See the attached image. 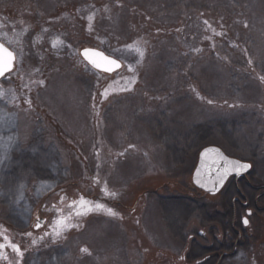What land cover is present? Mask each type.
<instances>
[{
	"label": "rangeland",
	"instance_id": "1",
	"mask_svg": "<svg viewBox=\"0 0 264 264\" xmlns=\"http://www.w3.org/2000/svg\"><path fill=\"white\" fill-rule=\"evenodd\" d=\"M0 41L17 56L0 82V264H264V0H0ZM83 46L123 69L97 72ZM211 145L253 165L230 186L256 211L233 255L225 193L192 181ZM177 201L188 212L167 214Z\"/></svg>",
	"mask_w": 264,
	"mask_h": 264
},
{
	"label": "water",
	"instance_id": "2",
	"mask_svg": "<svg viewBox=\"0 0 264 264\" xmlns=\"http://www.w3.org/2000/svg\"><path fill=\"white\" fill-rule=\"evenodd\" d=\"M81 56L93 69L101 73L112 75L121 70L123 67V63L120 60L111 57L105 52L96 48L82 49ZM15 62L16 54L0 41V80L13 71ZM204 153H216L224 161L239 162L241 166H247V169L241 175H236L234 172L228 175L221 186L218 183H215L217 173L220 171V169L213 168L209 170L208 166L202 163V154ZM221 167H224L223 163L221 164ZM251 169V163L243 162L235 157L229 156L222 148L215 145L206 146L200 150L192 181L194 186L199 190H202L211 196H216L225 189L232 178L244 177L251 171ZM40 225L41 224H39L36 228L38 229Z\"/></svg>",
	"mask_w": 264,
	"mask_h": 264
},
{
	"label": "trees",
	"instance_id": "3",
	"mask_svg": "<svg viewBox=\"0 0 264 264\" xmlns=\"http://www.w3.org/2000/svg\"><path fill=\"white\" fill-rule=\"evenodd\" d=\"M86 30L85 29H82V30H75V34L73 35V37H77V36H79V38L81 37L82 38V40H86ZM80 46H81V43H80V41H79V43H78ZM84 47V46H83ZM196 131V135L198 136V134H200V138H201V136L203 135L202 133H204L203 131H202V129H198V130H195ZM178 148H180V147H178V143L176 144V146L175 147H173V148H171L170 150H171V152L173 153L172 154V156H173V158L174 157H177L178 155V152H179V149ZM197 150V148L196 149H194L193 150V152L192 153H195V151ZM185 153V152H184ZM179 157V156H178ZM177 157V158H178ZM184 160H185V158L184 159H179V164H182L183 162H184ZM253 173L254 172H252L251 173V176L252 177H254V175H253ZM169 198H171V197H169ZM186 200H190V199H187V198H185ZM254 199V198H253ZM253 199H251V200H253ZM169 200H175V199H169ZM176 200H179V198H177ZM181 200H182V198H181ZM184 200V199H183ZM174 202V201H173ZM254 202H255V200H254ZM253 201L250 203V204H252L250 207H252V206H254V203ZM179 206V207H178ZM228 206V208H230V212H229V215H228V217H227V223H225V224H221V227H222V229L221 228H218L219 229V233H221L222 235H223V237H224V244H225V242L227 241V245H225L224 246V244H223V248L225 249V248H227V249H229V250H231V252L232 251H234L235 249H236V243L237 242H239L240 241V239H239V234L236 232L237 230H239L240 232H242L243 233V235H246V234H248L247 233V229H245L244 227H243V224H242V214L243 213H245V210H243L244 208L242 207H240V209H237V218H236V222H235V220L233 219V214H234V212H233V210H232V208H233V204H232V196H231V193H229V198H228V204H226L225 205V207H227ZM190 208V206H188V205H186V204H183V203H181V202H179V201H177V202H175L174 204H172L171 205V210L169 211L165 206H164V211L168 214L169 212H171L172 210H173V208H177V209H179V208H181V210L184 212V213H186V212H188V209ZM253 208V207H252ZM201 212H203L204 213V211H205V209L202 207L201 208ZM255 217V216H254ZM259 219H261V218H259ZM174 222V221H173ZM172 222V223H173ZM172 226V224H170V227ZM221 231V232H220ZM183 234V229H182V231H180V233L178 234V236L180 235H182ZM202 238V237H201ZM208 238V236H205V240ZM220 244V243H219ZM242 244V242L240 243L239 242V246ZM250 243H247L246 242V245H241V246H247V245H249ZM197 255L195 254H193V257H191V258H189L193 263L192 264H195V262H196V260H197V257H196ZM160 258V257H159ZM184 258V257H183ZM154 259H156V260H158V258L156 257V255L154 256ZM166 262H167V264H170L169 263V260H170V262L172 263V264H177V261H178V258H175V257H166V259H164ZM159 262H160V260H159ZM160 264H162V262L160 263ZM163 264H165V263H163Z\"/></svg>",
	"mask_w": 264,
	"mask_h": 264
},
{
	"label": "flooded vegetation",
	"instance_id": "4",
	"mask_svg": "<svg viewBox=\"0 0 264 264\" xmlns=\"http://www.w3.org/2000/svg\"><path fill=\"white\" fill-rule=\"evenodd\" d=\"M252 171V170H251ZM251 173L252 172H249L246 176L244 177H240V178H232L229 183L227 184L225 190H224V196H225V202L228 204V198H229V193L230 192V186H235V187H238L240 185H244V186H249V183L248 181L251 180V179H255L254 177L251 176ZM243 198L245 199V202H241L242 200L239 201L238 197H234L232 198V201H233V219L235 220L236 222V218H237V209H240V207L244 208L243 210H245V213L242 214V224H243V227L245 229H247L248 227H250L251 225V218H253L255 216V213L256 211L254 210V208L250 207V202L248 200V198H246L245 196H243ZM228 209V212H230V208H228V206L226 207ZM212 232V230H211ZM238 234H239V239L243 236V233L240 232L239 230L236 231ZM201 237L203 235V233H200ZM205 236H208L209 237V233L207 232L205 234ZM239 244V242L236 243V246ZM237 251V249H235L234 251H232L231 253H228L229 255H233L235 254ZM225 255L227 253H224Z\"/></svg>",
	"mask_w": 264,
	"mask_h": 264
},
{
	"label": "snow or ice",
	"instance_id": "5",
	"mask_svg": "<svg viewBox=\"0 0 264 264\" xmlns=\"http://www.w3.org/2000/svg\"><path fill=\"white\" fill-rule=\"evenodd\" d=\"M202 163L206 164L209 170L213 168L220 169V171L217 173L215 183H218L221 186L228 175L232 174L233 172L236 175H241L247 169V166H241L239 162L224 161L216 153L202 154ZM222 163L224 164L223 168L221 167Z\"/></svg>",
	"mask_w": 264,
	"mask_h": 264
}]
</instances>
